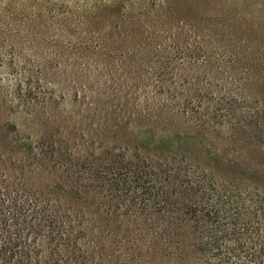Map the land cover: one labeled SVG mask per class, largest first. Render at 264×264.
<instances>
[{"label":"rangeland","instance_id":"rangeland-1","mask_svg":"<svg viewBox=\"0 0 264 264\" xmlns=\"http://www.w3.org/2000/svg\"><path fill=\"white\" fill-rule=\"evenodd\" d=\"M261 59L264 0H0V178L58 210L62 229L54 232L73 233L78 226L64 213L74 217L88 205L83 245L109 264H173L143 235L148 223L124 232L113 222L106 227L104 212L90 211L95 203L64 196L76 185L67 154L132 153L140 137L192 132L173 103L222 87L247 67L264 72L255 63ZM230 132L206 129L220 149L254 148ZM250 183L264 192V179ZM257 205L250 203L251 219L262 239ZM49 236L45 227L44 251Z\"/></svg>","mask_w":264,"mask_h":264},{"label":"trees","instance_id":"trees-1","mask_svg":"<svg viewBox=\"0 0 264 264\" xmlns=\"http://www.w3.org/2000/svg\"><path fill=\"white\" fill-rule=\"evenodd\" d=\"M261 60L255 62L258 67ZM259 71L247 67L222 87L199 88L173 103L192 121V132L140 137L132 153L114 148L81 158L68 153L64 167L69 175L76 172V185L64 196L74 204L78 199L95 203L90 211H103L106 227L113 222L124 232L148 223L143 235L173 264H264V235L258 238L259 223L251 219L250 207L257 203L264 215V192L250 185L264 179V72ZM207 128L215 136L227 128L236 140H252L254 148L220 149ZM24 194L20 183L0 178V264H85L88 259L109 264L94 245H83L88 205L74 217L64 213L78 226L73 233L54 232L62 229L59 211ZM45 227L48 251L39 241Z\"/></svg>","mask_w":264,"mask_h":264}]
</instances>
